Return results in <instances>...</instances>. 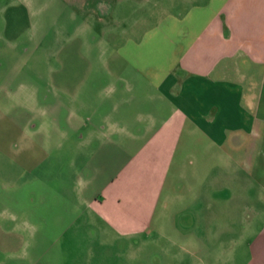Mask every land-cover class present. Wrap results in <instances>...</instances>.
Returning <instances> with one entry per match:
<instances>
[{
	"label": "crops",
	"instance_id": "obj_1",
	"mask_svg": "<svg viewBox=\"0 0 264 264\" xmlns=\"http://www.w3.org/2000/svg\"><path fill=\"white\" fill-rule=\"evenodd\" d=\"M164 2L99 66L70 50L42 84L0 83V264H264V219L230 203L264 198V0Z\"/></svg>",
	"mask_w": 264,
	"mask_h": 264
},
{
	"label": "rangeland",
	"instance_id": "obj_2",
	"mask_svg": "<svg viewBox=\"0 0 264 264\" xmlns=\"http://www.w3.org/2000/svg\"><path fill=\"white\" fill-rule=\"evenodd\" d=\"M164 3V0H0V83L7 84L8 90H14L20 82L42 84L49 80L51 68L63 61L65 66L70 65L68 57H57L69 55L70 50L88 51L91 65L99 66L100 52L114 48L124 38V32L134 36L148 26L159 17ZM85 39L89 40L87 44ZM12 101V112L16 114L20 107ZM9 102L0 90V113ZM14 130V122L0 116V146H5ZM19 173L13 169L11 176L15 178ZM21 180L20 177L17 182ZM21 192L30 197L37 194L36 199L42 197L32 184L14 190L13 195ZM246 196L243 188L230 201L238 216L237 225L251 223L256 227L264 219V198L255 185L252 200ZM45 211V222L55 221L54 215L60 212L53 206ZM147 247L143 252L145 259L151 254Z\"/></svg>",
	"mask_w": 264,
	"mask_h": 264
}]
</instances>
